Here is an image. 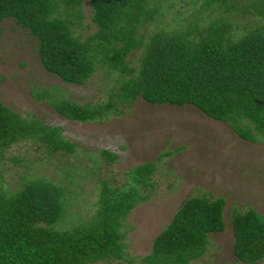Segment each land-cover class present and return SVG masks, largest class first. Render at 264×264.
<instances>
[{"label": "trees", "instance_id": "trees-1", "mask_svg": "<svg viewBox=\"0 0 264 264\" xmlns=\"http://www.w3.org/2000/svg\"><path fill=\"white\" fill-rule=\"evenodd\" d=\"M84 1L89 22H83ZM172 2L0 0V21L9 17L22 26L35 42L41 66L61 80L81 84L94 71L111 77L115 88H108L100 103L71 101L47 87L29 90L72 120L97 119L115 111L119 100L139 96L148 103L189 104L254 140L249 125L239 121L264 133V0H190L179 21L163 27L157 19ZM245 13L255 20L235 31V16ZM89 23L93 29L82 37L80 30ZM19 140L38 142L47 154L77 153L78 144L58 125L27 111L20 115L0 102V163L7 146ZM97 153L89 157L96 174L95 209L69 226L59 222L68 198L64 193H69L60 184L43 175L25 177L15 190L0 183V264H89L124 256L120 227L130 209L149 197L154 160L128 167L120 182L110 184L99 167L116 155L104 148ZM64 175L72 177L74 171ZM222 206L219 195L185 197L141 262L188 264L201 256L207 234L223 228ZM230 217L233 255L253 262L264 254V217L250 206Z\"/></svg>", "mask_w": 264, "mask_h": 264}, {"label": "rangeland", "instance_id": "rangeland-1", "mask_svg": "<svg viewBox=\"0 0 264 264\" xmlns=\"http://www.w3.org/2000/svg\"><path fill=\"white\" fill-rule=\"evenodd\" d=\"M190 0H173L157 21L163 27L178 22ZM83 22L88 21V6L81 3ZM235 31L247 20L248 13L236 15ZM151 20L147 25L152 26ZM93 25L81 28L91 31ZM136 52V51H135ZM130 59L135 57L129 53ZM47 87L53 94L78 103H100L111 77L94 71L83 83H68L45 70L35 50L34 40L9 17L0 21V102L23 115L24 111L78 144L76 156L47 154L38 142L19 140L7 146L0 163V183L15 190L25 177L43 175L58 183L68 196L61 226L88 218L95 209L97 185L89 157L97 150L115 153L103 161L100 175L117 184L130 166L154 160L149 197L133 206L123 220L121 244L124 256L89 264H145L140 257L149 251L153 236L168 222L173 210L189 195L221 196L222 230L207 234L206 249L188 264H264V254L252 261H240L232 253L231 212L250 206L264 217V133L249 125L250 141L237 135L230 126L212 119L189 104L148 103L139 96L115 104V111L87 121L72 120L44 100H36L30 89ZM51 92V93H52ZM73 162V164H71ZM87 166V169L86 167ZM66 170L74 176H62Z\"/></svg>", "mask_w": 264, "mask_h": 264}]
</instances>
